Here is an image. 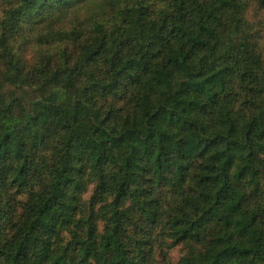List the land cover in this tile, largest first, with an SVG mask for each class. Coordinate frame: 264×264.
<instances>
[{
    "label": "trees",
    "instance_id": "obj_1",
    "mask_svg": "<svg viewBox=\"0 0 264 264\" xmlns=\"http://www.w3.org/2000/svg\"><path fill=\"white\" fill-rule=\"evenodd\" d=\"M159 257L264 264V0H0V264Z\"/></svg>",
    "mask_w": 264,
    "mask_h": 264
},
{
    "label": "rangeland",
    "instance_id": "obj_2",
    "mask_svg": "<svg viewBox=\"0 0 264 264\" xmlns=\"http://www.w3.org/2000/svg\"><path fill=\"white\" fill-rule=\"evenodd\" d=\"M254 12V10H253ZM258 13L255 15L257 16ZM157 236H159V239L158 241L161 243V242H164L165 244V248H164V251L166 252L167 256H166V259L169 260L171 263H175L178 258L186 251L185 249V245H178V246H175L173 248H169V240L167 238H164V237H161V234H160V230H157V233H156ZM160 260V263L163 264L161 258H157V261Z\"/></svg>",
    "mask_w": 264,
    "mask_h": 264
}]
</instances>
